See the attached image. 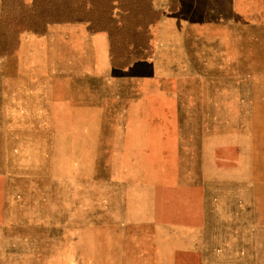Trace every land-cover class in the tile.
Segmentation results:
<instances>
[{"label":"rangeland","instance_id":"obj_1","mask_svg":"<svg viewBox=\"0 0 264 264\" xmlns=\"http://www.w3.org/2000/svg\"><path fill=\"white\" fill-rule=\"evenodd\" d=\"M37 1L0 0V264H264V0L105 78Z\"/></svg>","mask_w":264,"mask_h":264},{"label":"crops","instance_id":"obj_2","mask_svg":"<svg viewBox=\"0 0 264 264\" xmlns=\"http://www.w3.org/2000/svg\"><path fill=\"white\" fill-rule=\"evenodd\" d=\"M128 2L135 6L121 8L118 1H114L112 18L115 21L109 24H150V45L142 57L131 55L132 47L128 41L126 44L124 42L115 44L108 30H93L88 21L47 20L43 24H46L45 30L53 26L60 27L59 31L63 32V39L66 41L71 32L77 31L80 39L76 45L80 49L82 59L90 60L94 75L105 78L115 76L116 73L129 76L136 65L132 66L131 61L159 62L167 60L168 55L182 45H194L202 40L207 43L205 38L212 29L225 28L227 24H238L241 18V0H128ZM121 11L126 14L137 12L138 23L122 22L115 15ZM199 31H203V36H207H201ZM118 47H121L123 53L124 64L121 66L115 63L119 58Z\"/></svg>","mask_w":264,"mask_h":264},{"label":"trees","instance_id":"obj_3","mask_svg":"<svg viewBox=\"0 0 264 264\" xmlns=\"http://www.w3.org/2000/svg\"><path fill=\"white\" fill-rule=\"evenodd\" d=\"M114 1H118L121 8L123 6L134 5L128 0H44L43 9L36 12L38 14L37 24H43L47 20H61V21H88L93 30L106 29L111 33L112 39L115 44L120 43L116 39L118 32L132 31L137 32L140 37V42L137 44L130 43L132 47V56L142 57L144 52L149 49L150 24H109L115 21L112 18L114 12ZM38 1L34 0L33 7L37 6ZM135 6V5H134ZM123 11V9H121ZM118 12L115 15L121 19L122 22H136L138 23L139 14ZM146 14L144 15V19ZM46 24H43L45 28ZM126 44V42L123 40ZM116 63V62H115ZM117 65V64H116Z\"/></svg>","mask_w":264,"mask_h":264}]
</instances>
